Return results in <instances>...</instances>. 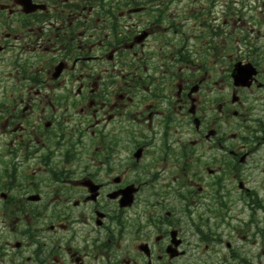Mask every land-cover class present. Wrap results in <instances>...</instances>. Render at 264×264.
Returning a JSON list of instances; mask_svg holds the SVG:
<instances>
[{"label":"flooded vegetation","instance_id":"1","mask_svg":"<svg viewBox=\"0 0 264 264\" xmlns=\"http://www.w3.org/2000/svg\"><path fill=\"white\" fill-rule=\"evenodd\" d=\"M0 0V264H264V0Z\"/></svg>","mask_w":264,"mask_h":264},{"label":"rangeland","instance_id":"2","mask_svg":"<svg viewBox=\"0 0 264 264\" xmlns=\"http://www.w3.org/2000/svg\"><path fill=\"white\" fill-rule=\"evenodd\" d=\"M229 4H230V6L232 5V0H229ZM235 6H238V5H235ZM237 8H238V7H237ZM237 8H235L234 10H232V9L230 8V9H229L230 13H231L232 11H236Z\"/></svg>","mask_w":264,"mask_h":264}]
</instances>
